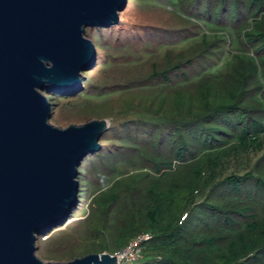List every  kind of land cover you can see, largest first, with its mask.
Returning <instances> with one entry per match:
<instances>
[{"label":"trees","instance_id":"trees-1","mask_svg":"<svg viewBox=\"0 0 264 264\" xmlns=\"http://www.w3.org/2000/svg\"><path fill=\"white\" fill-rule=\"evenodd\" d=\"M176 1L166 10L215 33L201 24L127 36L89 28L126 58L108 62L105 88L85 81L79 94L46 92L53 113L66 98L111 119L101 141H113L80 167L79 202L93 195L88 214L39 238L70 260L150 232L136 264H264V0ZM227 41L238 47L226 51ZM251 150L263 151L252 169L215 175L226 155Z\"/></svg>","mask_w":264,"mask_h":264},{"label":"water","instance_id":"water-1","mask_svg":"<svg viewBox=\"0 0 264 264\" xmlns=\"http://www.w3.org/2000/svg\"><path fill=\"white\" fill-rule=\"evenodd\" d=\"M129 0H0V264H119L110 252L44 260L40 235L66 224L80 167L109 130L93 118L52 123L46 92L82 84L98 51L88 28L111 27Z\"/></svg>","mask_w":264,"mask_h":264},{"label":"rangeland","instance_id":"rangeland-1","mask_svg":"<svg viewBox=\"0 0 264 264\" xmlns=\"http://www.w3.org/2000/svg\"><path fill=\"white\" fill-rule=\"evenodd\" d=\"M175 1L176 0H159L156 4H152L151 0H129L127 8L120 13L119 23L107 28H112V30L115 29L121 31H124V29H126L127 31L123 34V36L125 34L126 36L130 34L129 30H132V34L134 35L140 34L139 28H141L142 26H151V25L160 28H167V29L187 28L188 31L190 32L198 31V27L196 24L200 25L201 23H197L196 21L192 23L188 21V17L180 16V15L177 16L171 13L170 11H167V10H171L173 6L178 4V2ZM184 4L187 5L186 2ZM201 29L204 33H208V34L215 33V31L203 25ZM88 31L89 28L87 29V33ZM224 32L226 31H222V30L218 31L219 35L222 36L224 35ZM91 34H96L95 29H93ZM233 35H234V39H236V35L235 34ZM94 40L95 39H93V41ZM95 44L98 51L97 63L93 69L85 71L81 74L82 84H80L79 89L76 90L78 91L77 94L81 93L90 84H97L99 87H103L104 82L101 79L106 75L107 77H110L111 71L115 68L111 66L109 67V65H107L108 62L113 59L118 61L126 58L125 53L122 54L118 51L116 52L115 50H111L114 53L111 52L110 55V51L104 49L105 47L103 48V41L100 38V36L98 37V41ZM237 47L238 46L236 43L230 44L229 41H227L224 46L226 51H228V49L230 48H232V50H235V48ZM228 55L229 54L227 53L226 56ZM85 81L87 82L88 85H84ZM103 88H105V86ZM79 97H75V98H78V101L83 100L81 99L82 97L81 98ZM84 97L86 98L91 96L86 94L84 95ZM60 99H61L60 103L55 107V112L53 113L52 116L51 121L53 124L66 127L70 123H84L93 118H98V119L106 118L110 122V126H111V119L109 117L99 116L94 113L91 115L93 111L88 110L87 108H81V107L74 108L73 105H70L69 104L70 102L68 101L70 99H66V98L65 99L60 98ZM95 99H97L95 100V102L97 103L100 102L103 98L102 99L95 98ZM102 109L103 108L98 107L97 112H100ZM110 141H113V139L105 138L102 141V144H107ZM262 152H263L262 150L261 151L251 150L249 153L240 152L239 154L236 155H226L219 163L220 166L218 167V170L215 171V175L221 176V175H230V174H243L253 168L255 161L257 160V158H259ZM92 198L93 195L91 194L88 195V198H85L83 202H79V204L75 207L76 209L74 208L75 211L73 210L69 221L64 225L55 228V231L51 232V234L59 230H62L63 232L71 231L73 227L76 225V222L80 219H83L88 214L87 207L91 203ZM202 200L203 198L199 197L197 202H200ZM187 211H189V207L186 208L185 212L183 213L182 219L186 216ZM51 234H48L47 236H45V238H48ZM38 246H39V250L37 251V253L44 260H54V261L70 260L67 257H64V255H61L60 251H56L54 248L55 246H50L49 248V245L44 240L39 241ZM142 256L143 253L141 254L137 262H139L142 259Z\"/></svg>","mask_w":264,"mask_h":264},{"label":"built area","instance_id":"built-area-1","mask_svg":"<svg viewBox=\"0 0 264 264\" xmlns=\"http://www.w3.org/2000/svg\"><path fill=\"white\" fill-rule=\"evenodd\" d=\"M151 237L150 232L138 234L126 246L111 254L118 256L117 261L119 264H136L142 254V244Z\"/></svg>","mask_w":264,"mask_h":264}]
</instances>
